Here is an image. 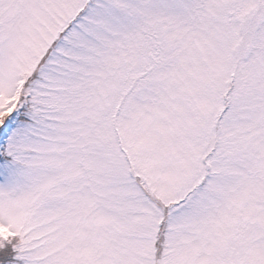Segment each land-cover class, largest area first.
<instances>
[{
    "label": "snow or ice",
    "instance_id": "snow-or-ice-1",
    "mask_svg": "<svg viewBox=\"0 0 264 264\" xmlns=\"http://www.w3.org/2000/svg\"><path fill=\"white\" fill-rule=\"evenodd\" d=\"M0 264H264V0H0Z\"/></svg>",
    "mask_w": 264,
    "mask_h": 264
}]
</instances>
